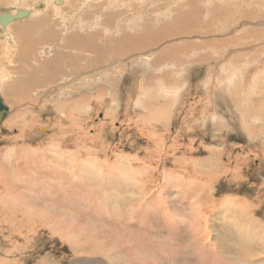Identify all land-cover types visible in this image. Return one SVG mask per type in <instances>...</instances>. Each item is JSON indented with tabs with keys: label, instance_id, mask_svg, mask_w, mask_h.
I'll use <instances>...</instances> for the list:
<instances>
[{
	"label": "rangeland",
	"instance_id": "rangeland-1",
	"mask_svg": "<svg viewBox=\"0 0 264 264\" xmlns=\"http://www.w3.org/2000/svg\"><path fill=\"white\" fill-rule=\"evenodd\" d=\"M29 2L0 0L38 10L0 49L43 65L0 75V264H264V0ZM101 2L123 13L104 55L65 61Z\"/></svg>",
	"mask_w": 264,
	"mask_h": 264
},
{
	"label": "bare ground",
	"instance_id": "bare-ground-1",
	"mask_svg": "<svg viewBox=\"0 0 264 264\" xmlns=\"http://www.w3.org/2000/svg\"><path fill=\"white\" fill-rule=\"evenodd\" d=\"M30 0H23V2L25 3V4H28V2H29ZM51 1H53V3L54 4H56V5H60V3L62 4L63 2H66V0H51ZM81 1H83V0H81ZM97 0H84V2H83V4H82V7H86L87 5H88V3L90 4L91 2H96ZM100 1H102V0H100ZM148 1V0H147ZM191 1H194V0H191ZM195 1H197V0H195ZM30 3V2H29ZM47 3V2H46ZM71 3V2H70ZM110 3V2H109ZM106 4L107 3H105V4H103L102 2L100 3V4H98L97 5V7L99 8H102V10L99 8V15L95 18L94 16L95 15H93V17L95 18V20H94V22H93V24L92 25H95L94 27H103L102 28V30L101 31H96V33L95 34H91V37L89 38V39H86L85 40V42H84V40L82 41L81 40V37L80 36H78V39H77V37H76V39L79 41V42H81L79 45L77 44V42H73L72 44H76L75 45V47H76V49H80V50H77L78 52H76V51H74L73 52V55H72V59H70L71 60V62L69 61V58H68V56L66 57V60L65 61H67V62H69V63H71V64H73V63H77V61H79L80 59H82V58H84L83 60H86V57L89 55L88 53H95V55L96 56H94V57H92L91 59H89L88 60V62H90V63H92V64H95V63H97L98 61V58L100 57V56H102V55H104V52H105V49H102V47H101V43H100V35L102 34V32L103 33H105L104 31L106 30V28H114L115 26H116V24L119 22V17H120V14L122 15L123 13H118V12H120V11H114L115 10V8H111V10L112 9H114L113 11H108L107 10V13H106V7L107 8H110L112 5L113 6H115L117 3H114L113 4V2H111L110 4H107V6H106ZM45 5L46 4H43L41 7H43V8H45ZM117 6H119V4L117 5ZM116 6V7H117ZM84 7V8H85ZM123 7V6H122ZM152 7V6H151ZM83 8V9H84ZM189 8V7H188ZM192 8V7H191ZM191 8H189V9H191ZM69 9V8H68ZM81 9V8H80ZM141 9V8H140ZM131 10H133V9H131ZM131 10H129L130 12H131ZM11 11V10H10ZM13 11V10H12ZM40 11V10H39ZM89 11V10H88ZM125 11H127L126 9H125ZM124 11V12H125ZM139 11V10H138ZM1 13H0V23L4 26H2V27H0V31L2 32V34L5 36V38L6 39H8V27L10 26L9 24H10V22L12 23V22H14V21H16V20H19V19H22V18H25V17H28V16H30V15H34L35 13H37L38 12V10H37V8L36 9H33V10H31V9H18V10H16L15 12H3V11H0ZM91 12V11H90ZM100 12H103V13H106L104 16H102L101 14H100ZM192 12V11H191ZM15 13V14H14ZM77 13V12H76ZM153 13V12H152ZM184 14V13H183ZM101 15V16H100ZM138 14H136V16L133 18L132 16H131V20H133V22H137V20L138 19H144L145 18V16H141V18L140 17H138L137 16ZM185 15V14H184ZM22 17V18H21ZM182 17V16H181ZM93 18V19H94ZM147 18V17H146ZM145 18V19H146ZM72 19V18H71ZM114 20H117V21H114ZM194 20V19H193ZM90 21H92V20H90ZM114 21V22H113ZM149 21V20H148ZM183 21V20H182ZM74 22V21H73ZM76 22V21H75ZM74 22V23H75ZM132 22V21H131ZM145 22V21H144ZM206 22V21H205ZM81 23V22H80ZM146 23V22H145ZM179 22H177V24H178ZM40 24H42V21H40V22H38V24L37 25H40ZM82 24H83V22H82ZM76 25V24H75ZM115 25V26H114ZM171 25H172V23H171ZM170 25V26H171ZM71 26V25H70ZM80 26V25H79ZM78 26V27H79ZM208 26V25H207ZM76 27V26H75ZM165 27V26H164ZM11 28V27H10ZM22 28V27H21ZM144 28L145 29H152V27H150V25H144ZM184 28H186V27H184ZM210 28V27H209ZM97 30H98V28H97ZM123 30V29H122ZM154 30V29H153ZM164 30H165V28H164ZM185 30V29H184ZM144 31V30H143ZM160 30H158V32H159ZM150 32H151V30H150ZM2 35V36H3ZM162 34L161 33H153V34H151V33H149V34H144V33H141V34H139V35H135V36H132V37H129V36H127L126 37V40H125V43H126V45L128 46V47H130V46H132V48H134L135 47V49L136 48H143V47H145L146 48V46L147 45H149V44H151V43H156V42H158L159 40L161 41V40H163V39H160L161 37H159V36H161ZM192 35V34H191ZM115 37V36H114ZM104 38H105V36H104ZM51 39H53L52 37H51V35H48L47 37H45V39H44V41H46V40H48L49 42H51L50 40ZM71 39V38H70ZM101 39H103V38H101ZM1 40V39H0ZM5 40V39H4ZM9 40V39H8ZM81 40V41H80ZM2 41V40H1ZM6 41V40H5ZM72 41H75V39H73L72 38V40H71V42ZM104 41H106L105 39H104ZM3 42V41H2ZM118 42H120L121 43V41H118ZM118 42H114V41H110V43H109V46L108 47H113L112 49V52H117L118 50H116L117 48H114L115 47V45L118 43ZM133 43V44H132ZM160 43V42H159ZM158 43V44H159ZM163 43V42H162ZM0 44H1V42H0ZM5 44H7L6 42H5ZM31 45V44H30ZM65 45H67V44H65ZM32 46V45H31ZM73 46V48H74V45H72ZM139 46V47H138ZM63 47V46H62ZM65 47V46H64ZM148 47V46H147ZM205 47V46H204ZM226 47V46H225ZM66 48H67V46H66ZM119 49V51L120 52H122V51H124L123 50V48H118ZM135 49H134V51H135ZM133 50V49H132ZM143 49H141V51H142ZM84 52V55L82 54V52ZM128 51V50H127ZM137 51V50H136ZM236 51V50H235ZM16 52V51H15ZM14 52V53H15ZM31 52L33 53V48H31L30 47V49H21V50H19L18 52H17V54L15 53H13L14 54V56L13 57H11V58H9V53H10V51H9V46H5V49H0V75H1V77H7V76H9V74H11L12 73V71H15V70H17V72L18 73H20V74H27V75H29L28 77H36L35 76V74H37V77H39V75L40 74H38L40 71H39V69H41L42 67H43V65H41V66H39L38 67V69L37 70H35V71H33L32 70V72L31 71H26V69H25V67H24V65H23V62H26V63H28V60L29 59H31ZM111 52V51H110ZM132 52V51H131ZM126 53V52H125ZM88 54V55H87ZM123 54V53H122ZM60 56V55H59ZM58 56V57H59ZM141 56V55H140ZM168 55H166L164 52L158 57V62H163L164 60H165V58L167 57ZM101 58V57H100ZM34 59H36V56L34 57ZM5 60V61H4ZM57 60H58V66L62 63L61 62V57H59L58 59H57V57L55 58V61L57 62ZM100 60V59H99ZM42 62H43V60H41ZM146 61H149V63H151V60H146ZM6 63V64H5ZM16 63V65H14ZM17 63H18V66H17ZM37 64H40L39 62L37 63ZM152 64V63H151ZM149 65V64H148ZM151 66V65H150ZM17 67V68H16ZM77 70V69H76ZM51 72L50 73H47L46 75H45V77H42V78H40L41 79V81H39V78L37 79V81H35L34 83H32L34 86H36L37 85V87L38 86H41V85H44V83L45 82H47L48 80L49 81H54V77H55V71L53 72L52 70H50ZM42 73V72H41ZM36 77V78H37ZM5 79V78H4ZM21 79H23V78H21ZM28 80V78H25V80ZM24 80V79H23ZM29 81V80H28ZM8 82V81H7ZM24 82H26V81H24ZM10 82H8V83H5V86H6V84H9ZM26 84H29V83H27L26 82ZM57 84H59V83H57ZM15 85H20L21 86V80L20 79H18L17 81H16V84ZM22 85L24 86L25 84L24 83H22ZM56 85V84H55ZM5 86H3V93H4V95H5ZM22 86V88H24ZM57 87L60 89L61 87H62V84L60 83V85H57ZM46 89V88H45ZM53 89H55V88H50L49 90L47 89V91H46V93L48 94L49 93V91H52ZM24 90V89H23ZM43 92H45V91H39V89H37V95L38 96H40ZM181 92H183L182 91V89H181ZM0 98L3 100V97H2V95L0 94ZM38 101V100H37ZM3 103H4V106H6V107H8V112H9V110H10V108H9V106L4 102V100H3ZM5 110V109H4ZM6 111V110H5ZM8 112L7 113H5V114H1L0 113V119H3L7 114H8ZM229 119V118H228ZM6 122V121H5ZM19 148V147H18ZM18 148H16V150H18ZM3 178V177H2ZM1 182V185H3V182H2V180L0 181ZM6 183V182H5ZM7 184V183H6ZM5 184V185H6ZM4 185V186H5ZM11 185V184H10ZM12 187H13V185H12ZM2 188V187H1ZM5 188H6V186H5ZM8 189H10L9 187H8ZM2 190V189H1ZM16 194V193H15ZM3 199V198H2ZM199 245V244H198ZM201 246V245H200ZM209 247V246H208ZM202 248V247H201ZM203 249V248H202ZM210 248H208L207 249V253L208 252H210V251H208ZM210 254H211V252H210ZM213 255H214V253H213ZM214 257V256H213ZM222 258H223V256H222ZM221 258V259H222ZM245 259V258H244Z\"/></svg>",
	"mask_w": 264,
	"mask_h": 264
},
{
	"label": "water",
	"instance_id": "water-1",
	"mask_svg": "<svg viewBox=\"0 0 264 264\" xmlns=\"http://www.w3.org/2000/svg\"><path fill=\"white\" fill-rule=\"evenodd\" d=\"M6 111H5V110ZM8 112V107L4 106V103H3V100L0 98V113L2 114H5Z\"/></svg>",
	"mask_w": 264,
	"mask_h": 264
}]
</instances>
